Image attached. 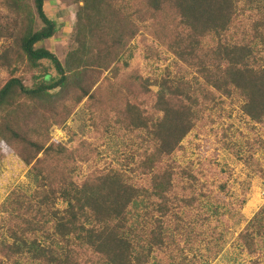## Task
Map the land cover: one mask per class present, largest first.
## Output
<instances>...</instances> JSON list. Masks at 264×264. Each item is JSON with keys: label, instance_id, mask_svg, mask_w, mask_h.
Segmentation results:
<instances>
[{"label": "trees", "instance_id": "16d2710c", "mask_svg": "<svg viewBox=\"0 0 264 264\" xmlns=\"http://www.w3.org/2000/svg\"><path fill=\"white\" fill-rule=\"evenodd\" d=\"M69 1L76 7L73 47L62 61L43 46L58 32L44 12L45 0L28 6L5 0L7 14L0 10V40L11 42L0 49V72L9 76L0 83V149L27 166L35 182L30 192L13 188L0 204V264H147L168 240L178 213L194 205L186 194L207 173L204 156L195 169L174 170L165 162L199 118L193 96L208 99L203 85L238 96L246 116L264 121V2L244 24L238 0ZM160 47L173 56L172 70L126 72L133 59L151 60ZM116 67L131 86L148 93L157 87L151 106L136 91L125 98L116 89L111 105L105 86L96 96L100 77ZM102 80L110 85L108 77ZM83 101L92 133H70V145L54 140L50 129H64ZM137 132L138 148L121 167L109 161L94 169L104 138L132 139ZM146 201L152 208L134 221V206ZM219 224H207L210 251L224 241ZM262 239L264 207L236 243L254 255Z\"/></svg>", "mask_w": 264, "mask_h": 264}, {"label": "rangeland", "instance_id": "374dc122", "mask_svg": "<svg viewBox=\"0 0 264 264\" xmlns=\"http://www.w3.org/2000/svg\"><path fill=\"white\" fill-rule=\"evenodd\" d=\"M23 1L27 6L32 5V0ZM4 2L5 0H0V10L7 14L6 9L2 8ZM262 2L264 0H238L237 7L244 24H248V16L256 12ZM43 8L46 16L56 20L58 24L55 37L44 42L43 46L62 61L66 52L73 47L72 15L76 7L69 0H45ZM60 13L57 18L55 14ZM39 26L40 23L37 22V28ZM240 37L241 35L238 36ZM10 44V41L0 40V49ZM147 49L145 46L142 54H146ZM157 53L153 52L154 57L151 60L133 59L131 68L126 72L131 74L138 71L143 76H150L151 71L157 74L166 67L172 70L173 56L161 47ZM46 64L50 65L48 62H45ZM149 66L154 68L149 69L150 72ZM114 71H105L100 77L96 90H93L96 96L105 86L103 92L109 91L107 103L111 105L117 101L113 99L116 89H120L125 98L136 91V94L146 98L147 104L151 106L157 87L150 86L151 93H148L139 84L134 87L130 82L128 84V81L121 80L123 73L120 72V67H116V72ZM105 77L109 78V86L106 85V80H102ZM190 77L192 74L188 76ZM1 78L5 81L9 76L0 72V83ZM203 87L208 99L204 100L197 95L195 98L192 95L195 101L198 99L199 118L194 121L193 129L181 141L180 149L166 158L165 162L171 164L174 170L192 167L195 169L198 167L197 160L204 156L206 159L200 162L207 168V173L201 172L194 182V187L186 194L195 198L194 205L178 213L179 218L174 219V223L170 225L168 240L160 248L153 249L147 264H264L263 239L262 244L257 242L255 245L257 251L254 255H249L245 248L236 243L239 232L264 207V121H253L246 116L241 109L243 102L238 96L224 97L219 93H212L209 87ZM84 101L66 121L64 129L57 126L50 129L54 140L70 145V133L83 137L92 133L88 126ZM108 108L106 106V109ZM149 110L153 111V114L157 112ZM158 115L161 116L160 113ZM141 138L142 134L138 132L132 139L107 136L98 145L99 156L92 162V166L94 169H103L105 163L110 161L114 167H121L125 155H132V150L138 148L137 142H140ZM0 152L4 155L2 149ZM88 168L89 165L83 166L84 171ZM131 177L136 179L135 175ZM187 182L188 180H183L184 184ZM34 183V178L28 173V167L15 155L7 153L0 160V204L6 200L7 194L13 188L30 192ZM169 197L170 200L174 198L172 195ZM172 202L169 201L168 205L171 206ZM58 206L61 208L64 204L59 202ZM134 207V221L139 220L144 210L148 212L152 208L147 201ZM152 214L154 217L158 216L156 211ZM217 220L220 221L218 229L223 231L224 241L218 244L215 251H210V243L207 241H210L211 231L207 224L213 225ZM175 224L179 228L174 229ZM140 249L143 247H136V250Z\"/></svg>", "mask_w": 264, "mask_h": 264}]
</instances>
